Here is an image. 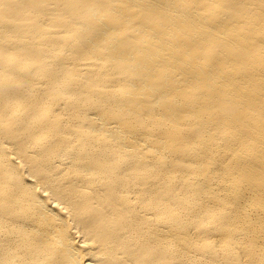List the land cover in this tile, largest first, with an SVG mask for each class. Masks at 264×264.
<instances>
[{
	"label": "bare ground",
	"instance_id": "1",
	"mask_svg": "<svg viewBox=\"0 0 264 264\" xmlns=\"http://www.w3.org/2000/svg\"><path fill=\"white\" fill-rule=\"evenodd\" d=\"M0 264H264V0H0Z\"/></svg>",
	"mask_w": 264,
	"mask_h": 264
}]
</instances>
